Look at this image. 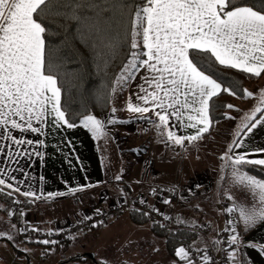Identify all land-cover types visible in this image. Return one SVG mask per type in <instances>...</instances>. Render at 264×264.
I'll return each mask as SVG.
<instances>
[{
  "label": "snow or ice",
  "instance_id": "1",
  "mask_svg": "<svg viewBox=\"0 0 264 264\" xmlns=\"http://www.w3.org/2000/svg\"><path fill=\"white\" fill-rule=\"evenodd\" d=\"M258 2L259 7L257 0L251 4L247 0H0V154L4 157L0 163L9 165L0 167V194L16 192L31 204L95 186H67L66 191L46 193L30 188L22 191L29 174L16 167L22 158L43 160L44 153L36 149L45 147V141L14 132L44 135L49 125L57 130L82 127L94 141L106 142L108 127L125 122L116 118L118 110L113 106L106 118L87 114L77 124L62 103L60 70L69 57L79 53L77 43L89 49L105 70L121 49H127L126 60L104 96L107 102L143 71L147 75L137 86L138 103L129 97L124 110L139 114V119H148L145 114L151 112L156 118L154 127L168 145L184 147L185 142L202 140L218 123L212 115L219 107L215 98L221 93L245 100L254 96L247 89L241 96L232 84L225 86L213 73L214 67L252 77L264 74V0ZM223 107L240 111L231 103ZM222 115L228 121L237 119L229 112ZM240 120L219 157L220 180L227 178L229 185L222 195L230 202L223 207L229 217L222 230L226 239L212 242L213 250L223 256L220 264H251L245 249L264 257V243L244 240L249 231L264 224V178L256 174L257 170L264 173V158H250L264 154V145L254 144L256 131L264 127V89L259 90L255 107ZM189 130L190 134H178ZM14 171H22L25 179L18 180ZM44 179L40 176L39 182ZM5 188L10 191L4 193ZM237 193L242 197L239 201ZM164 220L170 217L165 215ZM177 222L184 223L182 219ZM29 230L40 231L36 227L21 231ZM0 238L14 239L5 231H0ZM34 242L58 243L50 239ZM174 255L184 264H194L184 246L175 248ZM199 264H217V260L205 250Z\"/></svg>",
  "mask_w": 264,
  "mask_h": 264
},
{
  "label": "crops",
  "instance_id": "2",
  "mask_svg": "<svg viewBox=\"0 0 264 264\" xmlns=\"http://www.w3.org/2000/svg\"><path fill=\"white\" fill-rule=\"evenodd\" d=\"M145 75H147V73L142 71L137 78L126 87L125 108L129 97H131L133 103H138L136 94L139 93V88L137 86L143 83L142 77ZM247 75L251 76L250 74ZM245 89L254 93L253 98L245 100L239 99L237 96H230L227 93L220 94L223 98L221 100L224 101L220 105L221 115L220 118L216 120L218 123H214L210 132L205 134L204 138L200 141L190 145L185 142L184 147L172 145L174 148H177V150L179 149L180 157L177 156V150L172 154L161 152L160 155V153L155 152L156 149H152L151 156H149L148 159L143 157L142 159H136V161L133 160L132 165L129 166L130 169H128V172L125 171L126 167H124L125 161H123V158L125 157H122L123 148H121L122 152L114 155L117 159L116 165L115 161L110 164L109 158L106 157V159H104L102 156L99 141H94L90 133L82 127H77L75 129L62 128L57 130L55 127L49 125L45 128L44 135L32 133L20 134L14 132V135H23L27 139H32L34 141L42 139L45 141V147L36 149L44 153L43 160L35 156L22 158L20 164L16 166L22 168L24 172L29 174L26 183L21 185L22 191L29 190L30 188L34 191H43L46 193L51 191H66L67 186L76 187L87 184L95 186L92 188L85 187L84 191L75 195L59 197L53 201H37L31 204L27 202L28 198L16 192H13L11 196L0 194V208H6L8 214L10 201L14 199L13 197H23L26 199L24 208L10 216L15 218L18 229L20 230V225L26 222L30 228L37 227L44 230H51L64 221L80 219L88 213L107 206L113 196L136 194L147 182L156 181V183H163L171 186H176L178 183L177 186L180 188L181 198L172 208L173 221L176 225L174 229H178V227H194L197 224L199 225V223L205 224L209 228L207 236L203 237L198 234L189 241L190 245L201 248L207 240L213 242L218 238L219 233H221L225 225L224 212L221 206L224 202L229 204L230 202L222 195V189L229 186L227 178H225V180H220V176L222 175L220 166L222 162L219 157L222 153L216 154L219 159V170L217 169V172H211L209 169L207 171L205 167L206 164L205 166L203 165V167L197 166L196 159L199 157L198 152L203 149L202 147H205L204 144L207 140L210 138L216 139L217 137H215L214 134H220V128L225 126L224 124L227 121L224 120L222 114L225 112L226 107H223V105L237 102V106H235V104L233 105L240 109L239 112L235 111V114L240 115L237 116L239 123L241 122L240 118L243 114L250 112L255 107L258 101L259 90L264 89V74L260 77H254L253 82L246 85L243 90ZM148 114H150L152 118L145 122L146 124L154 126L153 121L156 120V118L151 112ZM231 124L235 125L236 123H233V120H231ZM155 132L161 136L156 128ZM190 132L191 130L186 133H180L178 131V134H190ZM218 136L220 142L225 139L221 135ZM115 139L118 141L117 148L121 147L118 136ZM231 139L232 137L230 140ZM254 144L264 145V127L256 131ZM181 151H184L183 158H181ZM215 152L216 150L214 149L213 154ZM250 158H264V154H258ZM3 159V155L0 154V161H3ZM134 162L136 163L134 164ZM0 167H9V165L7 163H0ZM112 172L117 173L116 176L118 174L126 176L127 183L117 180ZM13 174L18 180L25 179L22 171H14ZM40 176L45 178L43 183L39 182ZM65 182H67V184ZM198 184L200 185L199 188L196 187ZM106 185L108 188L106 187L104 189ZM190 189L191 191H189ZM8 191L10 190L7 188L4 189V193ZM241 199L242 197L237 193V200L239 201ZM215 201L217 203H215ZM247 202L250 203V199ZM131 211L121 213L108 224L123 221L129 222L130 224L133 222L136 226L140 225L141 223H136L132 219ZM21 212H23L24 215H20ZM178 219H182L184 223H178ZM143 226H146V229L152 232L149 225L144 224ZM149 234L150 236H155L153 232ZM70 240L69 238L59 240L58 243L69 242ZM152 240H156L157 243H160L164 248V252L168 256L166 264H184V262L180 261L175 255L171 256L169 254L168 249L165 248L164 238L158 236L157 239L152 238ZM244 240L246 242L253 241L264 243V224L249 231L244 236ZM245 251L250 257L251 264H264V257H261L258 252L252 249H245Z\"/></svg>",
  "mask_w": 264,
  "mask_h": 264
},
{
  "label": "rangeland",
  "instance_id": "3",
  "mask_svg": "<svg viewBox=\"0 0 264 264\" xmlns=\"http://www.w3.org/2000/svg\"><path fill=\"white\" fill-rule=\"evenodd\" d=\"M125 89L126 87L113 96L111 100V107L114 106L118 110L115 114L116 118L125 122L109 126V137L107 141L101 140L99 143L103 158H109L110 164L115 161L116 165L117 159L114 155L123 151L122 157H125L123 158V161H125L124 167H126L125 171L128 172L133 160L136 161V159H142L143 157L148 159L151 156L152 149H156L155 152L161 155V152L172 154L177 148L165 144L163 137L156 134L155 127L146 124V120L152 118L150 114H145L148 119H139L137 118L139 114H131L124 110ZM233 104L237 106V102H233ZM110 110L105 115L106 117L110 114ZM225 112H229L230 115L237 118L233 120V123L236 124H231V121L224 119L227 122H225L223 128H220V134H214L217 140L210 138L204 144L205 147H202L203 149L198 152L199 160L196 159L197 166L203 167L206 164L207 171L208 169L211 172H217L219 170V159L216 154L225 151L226 145L233 136L234 130L239 123L237 116L240 115L235 114L234 110L226 108ZM105 116L100 118L104 119L106 118ZM218 135H221L225 139L220 142ZM117 136L121 146L119 148H117L118 141L115 139ZM121 148H123L122 151ZM214 149L216 152L213 154ZM177 151V156L180 157L179 149ZM181 153L183 155L184 151H181ZM182 155L181 158L184 157ZM116 174L114 173V176ZM118 175L121 177V182L127 183L126 176ZM155 183L156 181L145 183L136 194L113 196L107 206L101 207L99 210L105 209L117 201L136 199L139 196L147 197V202L150 204L152 200L148 196V192L151 185ZM107 185L104 186V189L106 187L108 188ZM215 203L217 202L215 201ZM126 211L131 210L127 208L105 223L79 232L74 235L75 239H71L69 242L57 243L55 245H42L31 241V239L25 240L22 238L15 218L10 217L8 215L9 213L7 214L6 208L1 207L0 231L7 232L14 239L8 241L6 238H0V264H166L168 256L165 254L164 248L156 240H152V238L157 239L158 236L154 233L153 235L155 236H150L149 233L152 232L146 229V226H143L144 224L151 226L152 220H148L138 226L133 222L130 224L129 222L123 221L108 224ZM164 212L167 214V210ZM66 222L64 221L63 223ZM13 225H15L14 228Z\"/></svg>",
  "mask_w": 264,
  "mask_h": 264
},
{
  "label": "trees",
  "instance_id": "4",
  "mask_svg": "<svg viewBox=\"0 0 264 264\" xmlns=\"http://www.w3.org/2000/svg\"><path fill=\"white\" fill-rule=\"evenodd\" d=\"M237 2H242V0H237ZM252 2L253 0H247L249 4ZM257 6L259 7L258 0ZM59 22V19H57V23ZM56 43H59V41L57 40ZM76 47L79 49V53L74 55V57H69L64 62L60 71L62 103H64L67 110L73 114L72 118L78 124L79 118L83 115L93 114L97 116V118H100L109 113L111 102H107L104 96L110 91L111 81L114 79L116 73L119 72L122 62L126 60L127 49H121L119 54L112 59L110 65L105 70L97 57H95L89 49H86L79 43H77ZM212 71L220 80L224 81L225 86L232 84L238 89L239 95H242L244 87L254 80L252 76L237 72L234 69H225L219 65H216ZM221 99L223 98L220 95L215 98V103L219 105L212 113L215 120H218L221 115L220 105L224 101ZM256 174L264 178V173L259 172V170H257ZM25 203L26 199L24 200V205ZM144 213L143 211L133 210L131 211L132 219L134 222L141 224L148 220H152L153 222H151L150 226L152 232L164 238L166 248L171 256L174 255L175 248L179 246L187 248L190 246L189 241L198 235L190 231L189 228L178 227V229H174L168 226H161L159 222L153 220L149 215H144ZM210 242L212 243V241ZM204 245L201 248H203ZM201 248L197 247V249Z\"/></svg>",
  "mask_w": 264,
  "mask_h": 264
},
{
  "label": "built area",
  "instance_id": "5",
  "mask_svg": "<svg viewBox=\"0 0 264 264\" xmlns=\"http://www.w3.org/2000/svg\"><path fill=\"white\" fill-rule=\"evenodd\" d=\"M144 196V195H143ZM148 196L152 200V203L147 202V197L139 196L136 199H130V200H122L117 201L115 203L110 204L107 208L99 210L95 212L88 213L85 216L91 217L89 220H84V217L80 219L75 220H69L66 223H61L60 225L56 226L54 229H51L53 234L49 236L47 233L50 230H44L41 228H38L40 231L32 232V231H21L23 229H30V226L25 222L22 223L20 227V234L21 237L24 239H32L33 241H38L41 239H50V240H65L68 239L69 236H73L77 234L78 232H81L83 230L89 229L93 227V225L98 226L100 224L105 223L107 220L112 218L113 216L119 214L120 212L124 211L125 209L129 208L130 210L135 211H143L145 213H148L149 216H151L153 219H155L159 224L163 226H168L171 228H176L174 221H173V212L172 208L178 203V201L181 198L179 187L171 186L163 183H155L152 184L149 188ZM165 199L171 200L170 204H164L163 201ZM13 200H19L20 203H13ZM24 200L23 197H14L12 199L10 205H9V212L12 214L17 212L18 210H21L24 208ZM145 201V203H141V201ZM154 200V201H153ZM229 206V203L224 202L222 204V210L223 207ZM153 209H158V211H154ZM167 210V214L164 212ZM167 215L170 217V220H164V216ZM225 217V225L227 219L229 218L228 215L224 212ZM37 228V227H36ZM190 231H193L203 237L207 236L208 233V227L204 224H199L194 227H188ZM223 228V229H224ZM58 233V234H57ZM227 233L221 231L219 233V236L217 239H220L223 241L226 239ZM207 246V247H206ZM190 252L191 256L193 258V262L196 264H199V258L201 255L204 254V251H208L212 256L216 257L217 264H220L221 259L223 258L221 253H217L212 248V243L210 241H206L203 248H201V251H196L197 247L190 245L187 247Z\"/></svg>",
  "mask_w": 264,
  "mask_h": 264
}]
</instances>
